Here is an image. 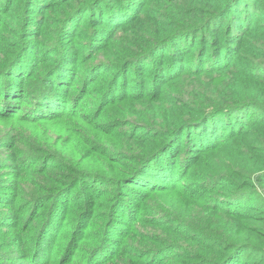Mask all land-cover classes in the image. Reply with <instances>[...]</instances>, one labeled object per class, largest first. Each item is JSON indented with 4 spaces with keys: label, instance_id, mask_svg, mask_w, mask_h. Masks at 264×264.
Listing matches in <instances>:
<instances>
[{
    "label": "rangeland",
    "instance_id": "1",
    "mask_svg": "<svg viewBox=\"0 0 264 264\" xmlns=\"http://www.w3.org/2000/svg\"><path fill=\"white\" fill-rule=\"evenodd\" d=\"M235 1L0 0L1 264H196L221 258L212 251L225 242L252 245L229 247L240 251L226 264H264V186L255 180L264 172V0ZM229 99L257 107L240 112L248 124L229 134L226 151L246 156V171L250 155L261 158L252 185L231 164L222 182L199 183L214 162L206 148L180 170L193 127L141 168L147 185L123 180L130 162L161 146L158 129L194 119L189 105ZM249 202L259 220L222 208L248 211ZM108 232L118 251L88 262Z\"/></svg>",
    "mask_w": 264,
    "mask_h": 264
},
{
    "label": "trees",
    "instance_id": "2",
    "mask_svg": "<svg viewBox=\"0 0 264 264\" xmlns=\"http://www.w3.org/2000/svg\"><path fill=\"white\" fill-rule=\"evenodd\" d=\"M231 1H235V0H231ZM236 2L237 1H235L234 3H236ZM241 5L238 8V13L239 14L242 13L244 15L245 22H247V20L251 16L250 8H248V7L246 8L244 5H243V8H241ZM77 9L84 10L83 8L82 9L77 8ZM77 9H75L73 12H76ZM221 13H222V11H221ZM219 15H221V14L215 13L214 16H219ZM236 18H235V21H236ZM236 23H237V21H236ZM227 26L231 27L228 25V22H227L224 30H226ZM233 26L236 28V27H238V24H235ZM239 26L242 27L241 24ZM223 55L226 56V53ZM127 63H129V62H127ZM176 63L171 64V62H170V64H169L170 70L167 71V75L172 73L171 69H172L173 65H176ZM210 66L212 68H207ZM210 66L207 65V67L203 70L204 71H210V70H218L220 68H224V66H222V65H210ZM4 72H2V74ZM160 74H161V76H163L166 73L164 71H162ZM46 75L47 74H44L43 76L41 75L38 79V83L41 82L42 79ZM60 76H61V73L58 72V76H55V78L57 79ZM55 78H54V80H55ZM169 78H172V77H169ZM55 82L57 83L58 80L57 81L55 80ZM32 86H33V84L31 85V87ZM50 91L51 90L47 89L44 91V93L48 94V93H50ZM37 93H36V96H39L38 99L42 100L41 96L43 93H41V91L39 94H37ZM50 95H51V93H50ZM250 97H252V95H250ZM188 108L191 111H195V113L193 115L194 119H187V120L183 121L182 123H179L178 126L173 127V128L168 127V128L158 129L159 134L163 135L165 137V140L161 143V146L159 148H157L156 150L151 151L152 153L147 155L144 159H141V161H139V163L137 165L135 164V162H130L127 176L123 180L127 181L128 179H134V178H138L140 180V178H142L143 180H140L141 182L137 181L135 184L143 185V186L147 185L149 179L147 181L146 178L143 177V175L145 173H142L140 175L141 168L150 159L152 160L153 157L161 154L164 149L170 147V144L175 142L178 137L184 135V133H186V131L189 130V128L193 127L194 131L191 133H188L187 134L188 137L183 139L182 151H184V154L182 152L183 155H180V157H179L181 160V165L179 167L180 170H183L182 163L184 166L186 164V161L189 160V158H192V157H194V155L195 156L197 155L196 152H198V150H200L201 148H206V149H202L203 151H208V153H209L206 158H208L211 154H214V158L212 160L214 162L211 165H209L208 167H206L207 165L205 166L206 167L205 173L198 172V174H197L198 178L197 179H198L199 183L209 185L210 183H214V182H216V183L222 182V179L226 174H228L230 171H234L232 169V167L228 166L231 164V165L237 166V169L239 172L234 171V174L238 178H242V181H244V183H245V187H248V185H252V183H250L251 181L249 178H250V175L257 173V172H255V170L260 169V166L262 164L261 158L258 155H250L249 157L252 158L251 159V165H250L249 171L247 170L248 171L247 172L245 170L247 166L244 165V163L247 162L246 156H240L239 155L240 152L235 151L236 154L227 155V156H230V158H231V160H230V158L226 156V151L227 150L229 151V149L231 148V145L233 144L234 138L232 137V135L235 136V135H238L239 133H242V131H245V130H242V128L248 124L247 116L243 117L242 115H240V112H242V110H244L245 108H257L255 106V102L253 100H232V99H229L228 101H218V102L217 101H211V102L205 101V102H197L196 104L194 103V105H189ZM233 114L238 115V118L232 119L230 116ZM213 118H218V121L215 120L214 122L211 123L210 121ZM231 133H232V135L230 136L229 134H231ZM202 155H204V154H202ZM218 156L223 158L225 163H223L222 161H217ZM132 158L137 161L138 156L134 155V156H132ZM171 178H172V176H168L166 179H163V182L168 181ZM213 180H215V181L212 182ZM216 180H219V181H216ZM255 180H257L258 183L260 182V184L263 187L264 186V172L261 175H258V177H255ZM164 183H168V182H164ZM228 184L229 185H227V188L230 192L233 191L234 189H239V186H240V184H236L233 182L228 183ZM129 192H131V191L129 190ZM232 206L233 205H231L229 207H222V208H224V210H225L224 212L228 216V218L243 216V217H246L248 219L251 217V218H254L256 220H259V217H257L258 214H257L255 209H260V208L256 204L253 203V205H252V203L249 202L247 208H249V207L250 208L248 211L245 210V208H243L242 206L237 208V210L235 208H233ZM73 208L74 207L71 208V210H70L71 212H72ZM122 209H123V211L121 214L122 215L121 219L123 220L129 211H128L127 206H125V209L120 207L119 214H120V211ZM71 212H69V214ZM233 215H235V216H233ZM60 216H61V212L52 217V222H51L52 226L49 227L50 229L48 230L47 235H49L51 233V230L54 231L57 228V226L59 224L58 222H59ZM128 218L129 217H126L127 220H128ZM260 220H262V219H260ZM116 224H117V222H116ZM116 224L114 225L112 230H114V228L116 227ZM43 227H44V224L39 228L37 235L40 233V231ZM118 234H121V233H118ZM109 235L110 234L108 232L107 234H104V236L102 237V233H101L100 238H102V240L104 239V243H102V240H101L100 241L101 243H98L96 245V247H93L89 250V255H88L89 257L87 259L88 262L92 259L91 256H93L92 255L93 253H96L95 254L96 257H97V255L101 256V259H103V260H100L99 261L100 263L106 262V261L113 258V256L116 254V252L118 250L117 249L113 250V248H115L114 247L115 245L112 246ZM115 237L116 236H114V238ZM114 238H113V240L117 242V239L116 238L114 239ZM109 242L111 244H109ZM119 244H120V242L117 243V246ZM232 245L234 247L240 246L242 248H245L244 250H246V249L250 250V247H252L250 242L249 243L248 242H241V243H237V244H236V242L235 243L232 242L231 244L225 242L222 244H217L216 245L217 247H215V249L212 251L213 256H215L218 253L224 252V255L221 258H217L216 260L215 259L212 260V259L207 258V257H205V258L202 257L201 259H199V262L196 264H226L230 260V258H233V255L236 252L240 251V250H236V252H234L235 250L230 251L231 249L228 251L229 247L231 248ZM104 247H105V249H104ZM102 251L103 252L105 251V253H102ZM37 253L40 254L39 251ZM7 254H8V252H7ZM48 254H50V252H48ZM17 255L19 256V254H17ZM76 255H78V251H77ZM14 256H16V255L14 254ZM37 256H39V257H36L37 261L45 259V257H44L45 252L40 254V255H37ZM46 257H47V259L49 258L48 256H46ZM246 263H247V261H246ZM233 264H245V262H242V260H237V261L233 262Z\"/></svg>",
    "mask_w": 264,
    "mask_h": 264
}]
</instances>
